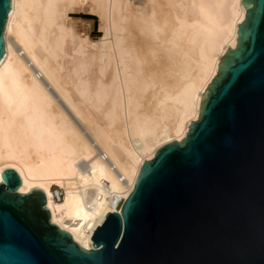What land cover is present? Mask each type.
<instances>
[{"label":"bare ground","instance_id":"obj_1","mask_svg":"<svg viewBox=\"0 0 264 264\" xmlns=\"http://www.w3.org/2000/svg\"><path fill=\"white\" fill-rule=\"evenodd\" d=\"M85 3L103 36L91 41L96 52L78 40L69 54L68 13ZM241 4L11 0L0 60V175L15 170L18 193L41 189L50 222L92 249L93 232L121 213L143 162L198 120L201 95L236 47Z\"/></svg>","mask_w":264,"mask_h":264},{"label":"water","instance_id":"obj_2","mask_svg":"<svg viewBox=\"0 0 264 264\" xmlns=\"http://www.w3.org/2000/svg\"><path fill=\"white\" fill-rule=\"evenodd\" d=\"M235 49L180 142L144 161L134 188L81 248L44 192L0 175V264H264V0H242ZM11 0H0V60Z\"/></svg>","mask_w":264,"mask_h":264},{"label":"rangeland","instance_id":"obj_3","mask_svg":"<svg viewBox=\"0 0 264 264\" xmlns=\"http://www.w3.org/2000/svg\"><path fill=\"white\" fill-rule=\"evenodd\" d=\"M131 1H133L135 4L139 2V0H131ZM95 12L96 11H93L91 4L85 3V4L77 6L75 10L68 13L69 17L67 20V24L73 36L72 39H68L67 41V52L69 54H71L72 48L77 44L78 40H80V42L85 46L86 49L92 52H96V47L92 45L91 41H97L99 40V38L103 36V31H102L103 22L100 19V17H98L97 12L96 13ZM84 15H93L95 19L86 17ZM20 53L22 52L20 51ZM27 63L28 65H31L30 64L31 62L30 63L27 62ZM37 73L38 72H36V74ZM37 75L39 77L41 76V74H37ZM46 84L47 82L44 84V87L48 89V91H49V88L52 89L51 86L46 85ZM51 191L53 193L55 191H58L61 199L64 196V189L60 186H57V185L52 186Z\"/></svg>","mask_w":264,"mask_h":264},{"label":"built area","instance_id":"obj_4","mask_svg":"<svg viewBox=\"0 0 264 264\" xmlns=\"http://www.w3.org/2000/svg\"><path fill=\"white\" fill-rule=\"evenodd\" d=\"M54 197L56 200H59V196L57 195V191L54 192Z\"/></svg>","mask_w":264,"mask_h":264},{"label":"trees","instance_id":"obj_5","mask_svg":"<svg viewBox=\"0 0 264 264\" xmlns=\"http://www.w3.org/2000/svg\"><path fill=\"white\" fill-rule=\"evenodd\" d=\"M84 16L95 19V17L93 15H84Z\"/></svg>","mask_w":264,"mask_h":264}]
</instances>
